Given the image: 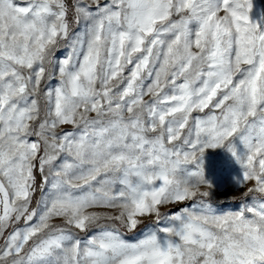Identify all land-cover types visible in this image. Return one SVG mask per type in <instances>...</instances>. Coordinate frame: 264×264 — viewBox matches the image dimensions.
I'll return each mask as SVG.
<instances>
[{"label": "snow or ice", "instance_id": "obj_1", "mask_svg": "<svg viewBox=\"0 0 264 264\" xmlns=\"http://www.w3.org/2000/svg\"><path fill=\"white\" fill-rule=\"evenodd\" d=\"M252 7L0 0V264H264ZM210 148L242 168L235 211L213 206Z\"/></svg>", "mask_w": 264, "mask_h": 264}, {"label": "rangeland", "instance_id": "obj_2", "mask_svg": "<svg viewBox=\"0 0 264 264\" xmlns=\"http://www.w3.org/2000/svg\"><path fill=\"white\" fill-rule=\"evenodd\" d=\"M252 16L254 20L264 17V0H252ZM69 127L70 126H66ZM204 172L208 181L212 184L211 199L213 206L220 212L235 211L247 202L243 197L245 189L239 187L237 178L242 176V168L238 163L231 160L223 148L208 149L204 155ZM228 161L226 165L219 162ZM39 194H37L38 198ZM163 211H168L164 209ZM54 222L59 223L57 219ZM145 226L137 231L135 236L129 234V238L139 239L156 226L155 219L146 220ZM83 235V234H81Z\"/></svg>", "mask_w": 264, "mask_h": 264}]
</instances>
